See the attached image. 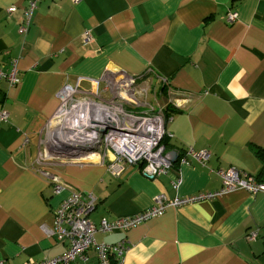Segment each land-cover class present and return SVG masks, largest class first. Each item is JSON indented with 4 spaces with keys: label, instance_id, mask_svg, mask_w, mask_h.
<instances>
[{
    "label": "crops",
    "instance_id": "1",
    "mask_svg": "<svg viewBox=\"0 0 264 264\" xmlns=\"http://www.w3.org/2000/svg\"><path fill=\"white\" fill-rule=\"evenodd\" d=\"M27 6L28 0H0V70L9 72L16 62L19 80L14 86L0 80V114H7L0 120V264H37L65 253L67 243L50 232L71 190L95 198L89 220L98 225L139 214L159 195L173 200L218 192V170L258 175L264 0H41L23 35ZM231 12L237 19L229 23ZM86 31L92 41L83 45ZM121 78L135 79L147 91L141 102L151 98L154 114L162 111L167 119L164 144L176 154L168 172L150 179L111 152L94 162L67 160L53 152V139L40 154L64 85L95 93L108 79ZM189 149L208 152V160L187 157L180 164ZM53 179L69 190L54 194ZM250 232H257L252 241ZM95 240H125L124 254L111 255L108 264H264V192L236 189L170 207ZM75 264L100 263L91 249L86 262Z\"/></svg>",
    "mask_w": 264,
    "mask_h": 264
},
{
    "label": "built area",
    "instance_id": "2",
    "mask_svg": "<svg viewBox=\"0 0 264 264\" xmlns=\"http://www.w3.org/2000/svg\"><path fill=\"white\" fill-rule=\"evenodd\" d=\"M78 2L79 0H73ZM41 0H28L24 10L25 21L20 26V33L26 34L30 25L32 13ZM237 19L236 13L227 15V22L232 23ZM90 32L82 34L83 45L90 44ZM0 80H5L10 86L18 83L16 62H13L9 72L0 70ZM95 85L99 84L94 81ZM105 87L95 93L82 91L79 85H64L58 92L59 108L50 125L53 126L59 139L74 145L67 149V154L59 153L61 158H74L79 162H94L100 158V152H111L116 160L123 165L139 166L145 176L153 179L165 174L172 168L168 158L164 139L167 137L166 118L162 111L149 117H137L126 114L124 106L135 107L138 112L140 106L145 104L141 98L146 92L139 90L135 79H108ZM108 96L100 101L98 94ZM7 114L2 112L0 120L4 121ZM57 140L53 139V143ZM90 149L87 153L84 149ZM187 157L204 163L209 158L206 151L195 152L186 150L179 163H185ZM95 158L96 160H94ZM216 174L222 181L218 192H209L187 198L167 200L163 195L155 197L153 205L143 212L129 217L117 218L113 221L101 219L98 225L89 220V214L95 209V198L90 194L79 193L74 190L61 202L55 211V230L59 240L67 243L65 253L54 259L44 260L37 264H75L76 260L86 262L89 250H95L100 264H108L111 255L121 258L127 249L125 240L116 244L98 243L95 240L97 233L109 234L125 232L138 225L161 216L167 208H180L202 200L217 199L236 189H242L250 194L264 192V183L256 182L253 177L235 169L218 170ZM180 179L174 184L178 188ZM53 192L58 195L68 189L67 185L53 179ZM69 190V189H68ZM257 237V232H250L246 239L252 241Z\"/></svg>",
    "mask_w": 264,
    "mask_h": 264
},
{
    "label": "rangeland",
    "instance_id": "3",
    "mask_svg": "<svg viewBox=\"0 0 264 264\" xmlns=\"http://www.w3.org/2000/svg\"><path fill=\"white\" fill-rule=\"evenodd\" d=\"M102 89V88H101ZM150 97H152V95L150 94L149 95ZM148 100V99H147ZM147 102H149V104L151 105H149L148 103V105H145V106H140L141 108H139L140 109V111H138V112H136L135 111V107H133V106H130V105H126V106H124V110L126 111V114L127 113H130L131 115L133 114H135L134 116H137V117H141V116H143V117H149V116H151L152 114H154V112H155V109H153V107H154V104H153V102H152V100H151V98H150V100L149 101H147ZM144 107V108H143ZM59 131L58 130H55L54 128H53V126H50L48 129H47V133H46V139H44L45 138V136L42 138V142L44 143L45 142V145L43 144L42 146H41V155H42V153H44V149H45V147L47 146L46 145V143L48 142V139H54V137L56 136V134L58 133ZM48 161H50V160H46V162H48ZM51 161H54V162H57L58 160H51ZM40 162H42L43 163V165H44V160H40ZM52 164H55V163H52ZM38 167L40 168L41 167V165H38Z\"/></svg>",
    "mask_w": 264,
    "mask_h": 264
},
{
    "label": "trees",
    "instance_id": "4",
    "mask_svg": "<svg viewBox=\"0 0 264 264\" xmlns=\"http://www.w3.org/2000/svg\"><path fill=\"white\" fill-rule=\"evenodd\" d=\"M167 111L168 110H170L169 108L168 109H166ZM169 116V114H167L166 115V117H168ZM165 140V139H164ZM164 142V141H163ZM164 145H166V144H164ZM165 149L166 150H170V147L168 146V145H166L165 146ZM254 153L256 154V156H257V159L259 160V162H260V164H261V168H260V171H259V173H258V175H256L255 177H253L254 178V180L256 181V182H259V183H264V149H256L255 151H254ZM183 156V155H182ZM182 156H181V158H182ZM180 157H179V159H181ZM178 159V160H179ZM180 161V160H179Z\"/></svg>",
    "mask_w": 264,
    "mask_h": 264
},
{
    "label": "bare ground",
    "instance_id": "5",
    "mask_svg": "<svg viewBox=\"0 0 264 264\" xmlns=\"http://www.w3.org/2000/svg\"><path fill=\"white\" fill-rule=\"evenodd\" d=\"M54 139L57 140L56 143H52L51 144V149L53 150V152L57 153V151H60L62 148H66V147H73L74 145H71L70 143L63 141V139H59L58 135L56 134V136L54 137ZM94 160H96L95 158H93Z\"/></svg>",
    "mask_w": 264,
    "mask_h": 264
},
{
    "label": "water",
    "instance_id": "6",
    "mask_svg": "<svg viewBox=\"0 0 264 264\" xmlns=\"http://www.w3.org/2000/svg\"><path fill=\"white\" fill-rule=\"evenodd\" d=\"M67 149H69L70 150V148H68V147H66V148H62L61 150H60V153H65V154H67ZM168 158H169V160L171 161V162H173L175 159H176V154H175V152H173V151H171L170 153L168 152ZM64 159H67V160H69L70 158H64Z\"/></svg>",
    "mask_w": 264,
    "mask_h": 264
}]
</instances>
